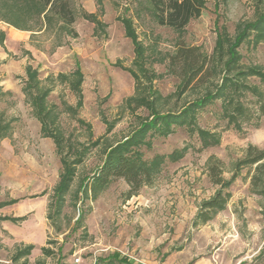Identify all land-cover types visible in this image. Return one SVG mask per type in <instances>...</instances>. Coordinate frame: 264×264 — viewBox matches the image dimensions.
Here are the masks:
<instances>
[{
    "label": "rangeland",
    "instance_id": "rangeland-1",
    "mask_svg": "<svg viewBox=\"0 0 264 264\" xmlns=\"http://www.w3.org/2000/svg\"><path fill=\"white\" fill-rule=\"evenodd\" d=\"M97 1L72 0L75 36L55 21L36 32L40 28L29 20L34 33L0 22V133L6 134L0 140V264H103L97 261L113 255L130 264H264V195L250 187L253 168L243 167L226 190L231 196L223 211L205 225H192L200 204L218 189L208 178L210 157L222 162L221 176L227 181L248 145L264 149V117L257 111V102H264V82L250 74L264 73V36L245 29L233 49L238 70L224 71L227 50L242 29L263 15L264 0H206L200 16L181 31L160 26L147 0ZM82 12H94L104 28L85 21ZM120 19L131 22L143 54L140 64H135ZM178 41L213 60L215 73L206 87L182 93L179 80L169 73L167 58ZM76 62L83 74L80 106L68 86ZM26 65L48 90L64 152L85 154L60 207L53 190L61 164L22 93ZM130 70L143 84L138 94ZM219 88L225 93L197 110L193 127L147 138L151 149H140L145 159L181 149L184 154L175 163L165 162L137 196L123 200L128 187L122 180L95 200L80 191L108 149L149 118L148 106L179 112ZM133 97L147 99V106L133 110L135 104L127 101ZM20 198L21 204L1 206ZM28 209L25 220L3 219ZM29 240L33 247L28 252L22 243Z\"/></svg>",
    "mask_w": 264,
    "mask_h": 264
},
{
    "label": "trees",
    "instance_id": "trees-1",
    "mask_svg": "<svg viewBox=\"0 0 264 264\" xmlns=\"http://www.w3.org/2000/svg\"><path fill=\"white\" fill-rule=\"evenodd\" d=\"M147 2L160 26L181 31L190 20L197 19L200 16L206 0H147ZM96 4L97 7L101 6L99 1ZM81 15L85 21L93 24L94 27L104 28L95 14L82 12ZM12 16L19 18L20 22L17 19L12 20ZM29 20H34L37 23L36 26L40 28L36 32L47 29V25L51 21H55L58 26L67 28L68 32L75 36L72 25L75 23L76 16L72 7V0H0L1 23L19 31L34 33L33 27L27 26ZM21 21L24 25L21 24ZM120 22L125 36L130 39L133 45L135 64H140L143 62V54L131 22L126 19H120ZM247 28L254 35L264 36V13L253 24L242 29L243 31L238 34L234 44L227 50L229 58L224 65V71L227 75L238 70V64L235 59L236 54L233 49L235 45H238L244 39L245 29ZM3 41L4 33L0 31L1 46ZM167 59L168 71L179 80L182 93L206 87L215 73L211 58L201 53L197 47L186 46L182 41H178L175 52L168 56ZM24 73L26 81L24 82L22 93L31 107L34 118L40 125L41 136L52 140L56 154L59 156L61 172L53 190V199L54 204L60 207L73 182L76 167L82 163L85 154L83 150L77 151L76 149L70 153L72 156L64 152L60 132L53 126L54 113L47 103L48 90L42 87L37 71L30 65H26ZM129 73L135 81V94H138L143 84L135 72L130 70ZM250 74L257 76L264 82V73L251 70ZM82 82L83 74L79 63L76 62L75 70L70 75L68 86L76 95L78 106L82 102ZM223 93H225L224 90L219 88L215 95L207 94L185 106L179 112L161 113L148 106L150 109L149 118L142 121L123 141L108 149L102 164L90 177L85 178L80 186V191L85 193L91 200H95L112 182L122 180L128 187V190L123 194V200L127 201L137 196L142 187L152 184L153 179L165 162L175 163L184 154V150L181 149L174 150L167 155H155L149 160L145 159L140 149L142 147L147 150L151 149L150 140L147 138L155 136L167 137L172 133L174 127H193L194 115L197 110L207 106L213 101V97L219 98ZM127 101L135 104L133 110L139 109L141 105L147 106L148 102L147 99L135 97ZM257 111L261 117H264V102H257ZM236 112L239 116L243 115L240 106L236 108ZM222 115L224 116L223 112ZM5 137L6 134L0 133V140ZM243 167L253 168V175L250 178V187L253 193L260 196L264 195V149L261 150L256 146L248 145L244 158L235 164L231 178L227 181L221 176L222 162L210 157L208 161V178L210 183L218 189L213 197L200 204L192 223L194 227L205 225L226 208L231 196L226 190L236 180ZM16 202L17 200H9L2 203L1 206L13 205ZM3 219L19 222L25 220V217ZM27 249L29 252L32 247L28 246ZM41 251L44 255L49 253L44 248ZM97 262L103 264H130L125 258H120L117 255L99 259Z\"/></svg>",
    "mask_w": 264,
    "mask_h": 264
},
{
    "label": "crops",
    "instance_id": "crops-1",
    "mask_svg": "<svg viewBox=\"0 0 264 264\" xmlns=\"http://www.w3.org/2000/svg\"><path fill=\"white\" fill-rule=\"evenodd\" d=\"M87 13H89V14H94V12H87ZM5 25V24H4ZM10 27V26H9ZM2 29H4L3 27H1ZM10 28H12V27H10ZM14 29V28H13ZM16 30V29H15ZM17 32H25V31H19V30H16ZM2 32V31H1ZM22 198H20V199H12V200H17V202L15 203V204H21V203H23V201L21 200ZM14 205V204H13ZM21 206V205H20ZM44 211V210H43ZM31 212V209H28V210H24L22 213H20V214H18L16 217L17 218H19V217H22L23 215H24V217L26 216V214H28V213H30ZM13 217V216H12ZM42 235H43V238H42V242H41V248H43L44 246H45V243H46V239H47V237H46V231H44L43 230V233H42ZM22 245L23 246H31V247H33V244H32V242L29 240V241H26V242H24V243H22Z\"/></svg>",
    "mask_w": 264,
    "mask_h": 264
},
{
    "label": "built area",
    "instance_id": "built-area-1",
    "mask_svg": "<svg viewBox=\"0 0 264 264\" xmlns=\"http://www.w3.org/2000/svg\"><path fill=\"white\" fill-rule=\"evenodd\" d=\"M74 262H75V263H78V259H75Z\"/></svg>",
    "mask_w": 264,
    "mask_h": 264
}]
</instances>
